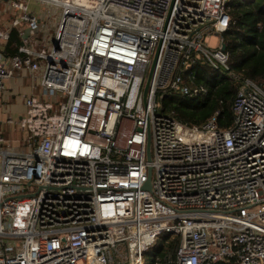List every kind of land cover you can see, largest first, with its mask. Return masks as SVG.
Here are the masks:
<instances>
[{
    "label": "built area",
    "instance_id": "obj_1",
    "mask_svg": "<svg viewBox=\"0 0 264 264\" xmlns=\"http://www.w3.org/2000/svg\"><path fill=\"white\" fill-rule=\"evenodd\" d=\"M29 2L59 9L48 48ZM229 3L0 0L1 47L20 36L16 54L0 49V93L22 72L30 86L7 119L23 148L0 134V264H147L165 235L179 241L163 264H264V87L241 80L224 130L161 102L208 97L185 75L198 61L239 78L222 37L202 44L234 24Z\"/></svg>",
    "mask_w": 264,
    "mask_h": 264
},
{
    "label": "trees",
    "instance_id": "obj_2",
    "mask_svg": "<svg viewBox=\"0 0 264 264\" xmlns=\"http://www.w3.org/2000/svg\"><path fill=\"white\" fill-rule=\"evenodd\" d=\"M231 22L222 33L228 68L238 76L216 71L201 61L186 70L194 76V83L203 84L209 90L205 99L168 96L162 102L163 114L190 126L201 127L217 113L218 128H229L233 122L232 105L242 79H249L264 87V0H230ZM20 36L12 30L9 42L4 44L3 53L11 56L17 53ZM185 81L188 82L186 76ZM178 237L163 236L160 245L145 256L147 264H163L172 256L178 246ZM164 242V243H163ZM215 264H238L235 259Z\"/></svg>",
    "mask_w": 264,
    "mask_h": 264
},
{
    "label": "crops",
    "instance_id": "obj_3",
    "mask_svg": "<svg viewBox=\"0 0 264 264\" xmlns=\"http://www.w3.org/2000/svg\"><path fill=\"white\" fill-rule=\"evenodd\" d=\"M0 49L3 50L4 46L1 47L0 45ZM20 75L23 78L8 79L5 83V89L0 93V134L8 141L6 145L15 150L23 148L19 142L22 135L14 127L7 124V119L18 121L24 116V98L30 94L26 73L22 72Z\"/></svg>",
    "mask_w": 264,
    "mask_h": 264
},
{
    "label": "rangeland",
    "instance_id": "obj_4",
    "mask_svg": "<svg viewBox=\"0 0 264 264\" xmlns=\"http://www.w3.org/2000/svg\"><path fill=\"white\" fill-rule=\"evenodd\" d=\"M28 9L30 12L38 15L40 19L45 22V30L39 34L41 44L48 48L50 46V40L53 38V34L55 29L53 25L55 24L56 17L59 13V9L54 10L52 7H41L40 4L35 2H29ZM6 18L7 20L10 18V15L6 13H2L0 9V20ZM220 35L218 33H209L204 35L202 44L211 50H215L218 48L220 44Z\"/></svg>",
    "mask_w": 264,
    "mask_h": 264
},
{
    "label": "water",
    "instance_id": "obj_5",
    "mask_svg": "<svg viewBox=\"0 0 264 264\" xmlns=\"http://www.w3.org/2000/svg\"><path fill=\"white\" fill-rule=\"evenodd\" d=\"M158 49H159V47H157L156 52H155V54H154V56L152 58L150 69H149V72H148L147 77H146V81H145V85H144V96L146 95V92H147V89H148V86H149V82H150V79H151V76H152V73H153V70H154V67H155V64H156V60H157V56H158ZM221 49L225 50V45L224 44L222 45ZM147 157H148V160H149L150 159L149 150L147 152ZM149 188H150V180H148L147 183L145 184V189H149Z\"/></svg>",
    "mask_w": 264,
    "mask_h": 264
}]
</instances>
